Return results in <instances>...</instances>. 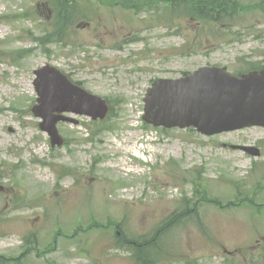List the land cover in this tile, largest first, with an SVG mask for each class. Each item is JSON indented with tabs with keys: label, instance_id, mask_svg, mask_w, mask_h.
Here are the masks:
<instances>
[{
	"label": "rangeland",
	"instance_id": "374dc122",
	"mask_svg": "<svg viewBox=\"0 0 264 264\" xmlns=\"http://www.w3.org/2000/svg\"><path fill=\"white\" fill-rule=\"evenodd\" d=\"M122 1L110 7L96 1L90 21L66 10L60 19L68 28L61 32L50 0H0V256L12 264H141L116 247L118 239L153 238L184 197L201 199L203 184L213 204H199L192 219L159 239L164 259L156 264H264V208L254 214L240 201L264 203V129L206 138L142 121L154 80L203 66L236 73L249 63L264 65V0H238L244 10L225 22L169 23L158 21L154 5L134 13ZM253 2L260 8L250 11L245 3ZM45 65L112 109L103 123L75 117L78 126L59 124L64 148H51L31 112L33 72ZM224 143L255 146L261 154L249 157ZM95 223L105 228L86 229ZM80 226L85 231L74 234Z\"/></svg>",
	"mask_w": 264,
	"mask_h": 264
},
{
	"label": "water",
	"instance_id": "95a60500",
	"mask_svg": "<svg viewBox=\"0 0 264 264\" xmlns=\"http://www.w3.org/2000/svg\"><path fill=\"white\" fill-rule=\"evenodd\" d=\"M35 75L39 98L32 112L43 120L39 127L48 134L52 146L63 143L56 130L57 122H74L61 113L73 112L93 120L106 117L108 107L103 99L72 85L55 68H40ZM49 86L52 93L46 102ZM58 86L63 91L57 92ZM144 104L143 120L155 127L192 126L204 135L264 127V69L236 77L225 68H200L179 80L156 81L147 90ZM239 149L259 155L254 148Z\"/></svg>",
	"mask_w": 264,
	"mask_h": 264
},
{
	"label": "trees",
	"instance_id": "16d2710c",
	"mask_svg": "<svg viewBox=\"0 0 264 264\" xmlns=\"http://www.w3.org/2000/svg\"><path fill=\"white\" fill-rule=\"evenodd\" d=\"M164 1L165 8L169 11L187 10V13L198 20L206 19L212 22H225L227 17L233 18L235 13L240 12V4L236 0H162ZM146 4V3H145ZM124 8H131L128 3L122 4ZM149 5V4H146ZM179 217V216H178ZM166 226L162 225L155 232L153 238L145 239L138 242V240H128L127 247L133 250V257L135 262H141V264H155V261L148 256L144 259L145 252L151 250L156 252L157 243L161 236L165 233ZM157 258L158 255L154 254ZM154 259V258H153ZM11 260L0 257V264H10Z\"/></svg>",
	"mask_w": 264,
	"mask_h": 264
},
{
	"label": "bare ground",
	"instance_id": "6f19581e",
	"mask_svg": "<svg viewBox=\"0 0 264 264\" xmlns=\"http://www.w3.org/2000/svg\"><path fill=\"white\" fill-rule=\"evenodd\" d=\"M158 244H159V242L157 243L156 252H159V253H156V255H159L162 252L161 248L158 247Z\"/></svg>",
	"mask_w": 264,
	"mask_h": 264
}]
</instances>
